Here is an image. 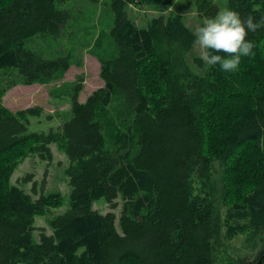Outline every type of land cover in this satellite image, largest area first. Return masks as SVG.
I'll use <instances>...</instances> for the list:
<instances>
[{"label": "trees", "instance_id": "1", "mask_svg": "<svg viewBox=\"0 0 264 264\" xmlns=\"http://www.w3.org/2000/svg\"><path fill=\"white\" fill-rule=\"evenodd\" d=\"M62 1L0 0V264H264V28L249 33L254 55L237 71L198 57L194 70L195 32L180 14L161 13L174 0H108L114 54L98 55L103 85L84 101L73 85L58 127L34 132L40 110L13 112L1 97L69 67V54L29 45L60 33L69 18ZM195 3L201 17L215 16L213 1ZM130 5L161 14L138 26ZM227 8L264 16V0ZM113 99L123 110L114 120ZM52 142L69 159L70 204L35 241L34 215L58 198L33 200L10 178L27 154L50 161ZM99 197L105 213L92 208Z\"/></svg>", "mask_w": 264, "mask_h": 264}, {"label": "rangeland", "instance_id": "2", "mask_svg": "<svg viewBox=\"0 0 264 264\" xmlns=\"http://www.w3.org/2000/svg\"><path fill=\"white\" fill-rule=\"evenodd\" d=\"M216 4L217 11L227 7L228 0H211ZM196 0H174L173 4L165 9L163 14H180L184 22L195 32L202 22L207 19L201 17L196 11ZM60 7L69 12L68 20L63 24L57 36L34 37L29 44L33 48H41L47 55L69 54V67L62 75L48 81H36L31 84H16L9 88L1 97V104L10 111H19L29 107L40 110L39 115L30 117L29 130L47 133L56 129L61 122L60 116L70 107L73 85L80 88L78 98L84 101L94 90L104 83L100 76V60L98 55L114 54V44L109 36L113 22V13L108 0H64ZM216 11V13H217ZM129 17L138 25L145 26L147 22L158 14V8L150 5H130L127 7ZM215 13V15H216ZM194 57L199 58V48L195 41L187 60L194 70L198 67L193 62ZM73 88V89H72ZM110 108L112 119H119L117 113L122 114V104L113 99ZM52 152L50 161L38 155L27 154L21 158L15 167L10 183L16 185L33 200L42 194H55L59 204L44 208L42 213L34 215L32 232L35 241L39 240V233L44 230L50 233L48 219L61 214L69 208L70 187L66 169L69 159L56 143H49ZM27 174H32L30 180H23ZM121 200L114 209L119 215ZM92 208L100 213L109 210L104 197H99L92 203ZM116 227L119 226L116 222ZM241 241L237 235L230 241L235 245Z\"/></svg>", "mask_w": 264, "mask_h": 264}, {"label": "clouds", "instance_id": "3", "mask_svg": "<svg viewBox=\"0 0 264 264\" xmlns=\"http://www.w3.org/2000/svg\"><path fill=\"white\" fill-rule=\"evenodd\" d=\"M264 28V16L241 17L239 12L224 7L216 15L205 19L195 30L199 58L206 68L219 65L225 73L238 70L241 58L254 55L255 44L248 39Z\"/></svg>", "mask_w": 264, "mask_h": 264}]
</instances>
